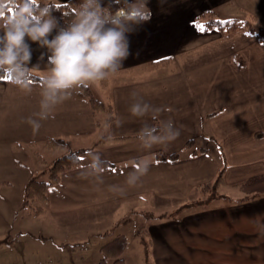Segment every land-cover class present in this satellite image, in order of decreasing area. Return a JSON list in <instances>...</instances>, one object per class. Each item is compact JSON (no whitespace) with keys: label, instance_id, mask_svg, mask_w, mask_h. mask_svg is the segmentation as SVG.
<instances>
[{"label":"crops","instance_id":"obj_1","mask_svg":"<svg viewBox=\"0 0 264 264\" xmlns=\"http://www.w3.org/2000/svg\"><path fill=\"white\" fill-rule=\"evenodd\" d=\"M147 7L150 20L128 34L131 55L99 89L106 93L99 100L109 105L108 113L91 110L72 94L34 131L28 121L40 110L42 85L33 82L26 93L0 78V238L9 236L25 189L21 198L7 191L8 165L21 168L23 178L33 176L11 156L5 137L14 130L29 145L41 137L47 147L43 138L54 135L82 149L79 163L47 188L43 212L26 209L28 218L40 222L17 228L24 237L18 246L28 248L27 256L47 264H96L100 248L122 234L119 264H264V45L245 29L224 34L201 29L199 21L208 11L215 18L251 14L264 21V0H148ZM26 42L32 51L28 66L44 76L50 53ZM134 97L161 108L159 118L133 117ZM215 110L220 112L207 116ZM168 120L180 135L165 146L148 150L129 137L145 123L159 127ZM92 127L86 144L67 136ZM191 138L193 144L184 147ZM19 140L13 146L22 154ZM156 151L178 154L162 160ZM30 152L36 162L47 163L34 147ZM97 160L114 166L99 171ZM145 161L147 172L127 184L134 165ZM220 168L222 180L216 182ZM201 184L215 185L214 195L196 190ZM191 199L198 202L182 209ZM19 214L24 217V211Z\"/></svg>","mask_w":264,"mask_h":264},{"label":"clouds","instance_id":"obj_2","mask_svg":"<svg viewBox=\"0 0 264 264\" xmlns=\"http://www.w3.org/2000/svg\"><path fill=\"white\" fill-rule=\"evenodd\" d=\"M148 0H123L115 11L102 0H81L66 26H59L48 5L40 0H0V78L22 91L32 90L34 67H29L32 51L26 38L46 48L48 65L42 77L40 110L29 123L37 131L40 121L54 118L57 105L74 91L87 88L117 73L131 55L128 34L151 18ZM53 30L55 36L49 39ZM129 111L133 117L157 120L162 111L135 98ZM139 139L145 149L165 146L180 135L172 121L159 127L143 124ZM148 170V162L134 165L126 183L135 184Z\"/></svg>","mask_w":264,"mask_h":264},{"label":"trees","instance_id":"obj_3","mask_svg":"<svg viewBox=\"0 0 264 264\" xmlns=\"http://www.w3.org/2000/svg\"><path fill=\"white\" fill-rule=\"evenodd\" d=\"M122 1L123 0H111L103 6L109 7L110 10L115 11L116 8L121 6ZM80 2L81 0H67L64 2L54 0H40V6L48 5L49 7H51L53 9L52 15L56 18L58 25L66 26L67 22L72 19L73 10L78 7ZM208 12L209 13H202L200 15L201 19L199 21L201 29L215 28L224 34L226 33V31L229 32L236 31L238 29H245L249 38L257 40L264 45V21H262L258 17L249 14L244 16L243 18L233 17L221 19L211 16L210 13L212 11ZM32 75L33 82H37L42 85L41 82L43 76L33 71ZM73 96L86 100L91 110L97 111L105 108L104 103L93 96L90 86L74 91ZM219 112V110H215L208 113L207 116L217 115ZM132 137L139 138V135H133ZM44 139L47 147L53 149L61 147L64 149V152L52 158V160L47 165V180H38L35 176L29 178L24 189L25 191L23 194V205L27 208L28 213H30L31 215H38L43 212L47 198V188L59 182L61 173L75 167L79 163V155L82 151V149H74L70 141L64 137L47 135L44 137ZM192 142V138L188 139L184 147H190L193 144ZM195 152L196 149L193 150V153ZM177 154L178 153L176 152L166 154L160 151H156L155 156L162 160H175L177 158ZM220 154L222 155L221 151ZM94 166L96 169H103L107 167H113L114 164L106 160H97L94 162ZM222 169L223 168H220L217 174L216 182L222 180ZM252 180L254 179H250V181ZM195 188L196 190H199L201 192L208 193V197L213 196L214 192H216V186L210 184H201L199 186H196ZM189 201L192 202L191 205H194L198 202V200L196 199L187 200V202H184L181 207L185 208L186 205H189ZM125 245L126 237L124 235L119 234L115 236L100 248L102 256L101 258H99L96 264H108V260H110L112 264L121 263L123 260L122 252Z\"/></svg>","mask_w":264,"mask_h":264},{"label":"rangeland","instance_id":"obj_4","mask_svg":"<svg viewBox=\"0 0 264 264\" xmlns=\"http://www.w3.org/2000/svg\"><path fill=\"white\" fill-rule=\"evenodd\" d=\"M234 32L235 31H229V32L226 31L225 34H231ZM249 39H251V38H249ZM169 65H171V64H167L166 68L169 67ZM143 73L148 74V71L145 70V71H143ZM106 81H107L106 79L103 81H100L101 84H98V86H96L97 82L90 85V88L92 90V94L97 99H99V98L101 99L100 95L102 97L105 96L106 93L103 92V90H99V89L102 87V85L106 86ZM103 103H104L105 108L97 110V112L104 111V113H108L107 112L108 111L107 103L106 102H103ZM77 107L78 106H74V110L77 109ZM91 122L92 121H88V123H91ZM74 124H79V120H75ZM97 131H99V130H97ZM94 132L95 131L93 130V127H92L91 129L87 130V132L85 134L77 135L73 132V134L67 135V136L72 138V140L74 142L73 144L83 145V144H86L90 138H93L92 135L94 134ZM8 134L9 135H8V137H5V140H6V142H8V147L10 149L12 148L11 156L23 161V164L25 165V170H24L25 172L31 173L38 180H47V178H48L47 165L49 164V162L52 160L53 157L58 156V154L63 153L64 149L61 147L54 148V149L46 147L44 145L43 141L41 140L42 139L41 137H39L40 139H36V141L33 142V144H32L33 146H32L31 144L30 145L27 144L23 138H20V140H19L18 139L19 137L15 136L14 130H10ZM132 136H130V137H132ZM132 138H136V137H132ZM137 139H139V138H137ZM17 140H19V143L21 145L22 154L20 152H17V150L13 146V142H16ZM43 140H44V138H43ZM33 147H34V150H37L38 152H40V155L43 158H45L47 163L42 164L38 161L36 162V160H35L36 158H33V156H34V154H32L33 151H32V153L30 152ZM74 149H76V148L74 147ZM43 152L46 154V156H43L44 155ZM222 155H223V153H222ZM17 159H15V160H17ZM107 168H110V167H107ZM107 168L97 169V170L102 171V170H106ZM21 172H23V170H21V168L17 170L15 167L13 168L10 165H8V174L5 175V178L8 177L9 178L8 180L11 181V183L8 184L7 191L8 192L12 191L13 194H16L17 198H21L22 190H23V188H25V186L29 180V179L23 178L24 176H22ZM63 173H61V175ZM4 185L6 186V184H4ZM10 185H11V187H9ZM240 190H242V189H240ZM185 202H187V200ZM191 204H192V202L189 201V205H186L185 209L191 208L193 206ZM18 209L20 211H17V213H18L17 217L14 219L13 222L11 220L9 221V226L12 229V230H10L9 236H7L5 238H0V264H47V263H43L41 258H35V257L27 256L28 248L25 245L22 248L18 246V243L20 241H22L24 237L19 236V234H16L17 228L20 226L25 227V228H29V227H33L35 225H38L40 223L37 220L38 218H36V219L28 218L29 216L26 214L27 208L24 205L22 207V204H19ZM182 209H183V207H182ZM23 211H24V217H25L24 220H23L24 217L22 218L21 215L19 214V212L22 213ZM13 242H15L16 244L9 247L8 249L5 248L6 243L10 244ZM6 250H7V252L9 251L8 257L6 255ZM20 252H21V254H20ZM52 264H55V263L52 262Z\"/></svg>","mask_w":264,"mask_h":264},{"label":"snow or ice","instance_id":"obj_5","mask_svg":"<svg viewBox=\"0 0 264 264\" xmlns=\"http://www.w3.org/2000/svg\"><path fill=\"white\" fill-rule=\"evenodd\" d=\"M81 159H83V158L81 157Z\"/></svg>","mask_w":264,"mask_h":264}]
</instances>
